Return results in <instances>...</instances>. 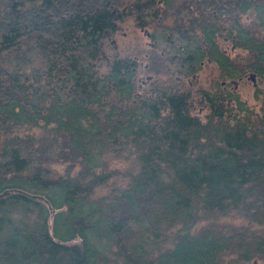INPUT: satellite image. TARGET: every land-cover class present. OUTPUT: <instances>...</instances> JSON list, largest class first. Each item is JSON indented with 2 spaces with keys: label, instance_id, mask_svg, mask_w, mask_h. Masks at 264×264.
Instances as JSON below:
<instances>
[{
  "label": "trees",
  "instance_id": "trees-1",
  "mask_svg": "<svg viewBox=\"0 0 264 264\" xmlns=\"http://www.w3.org/2000/svg\"><path fill=\"white\" fill-rule=\"evenodd\" d=\"M173 6L185 19L147 65L139 49L105 60L122 20L167 31ZM189 50L218 68L194 92L203 115L182 79ZM250 71L257 104L221 82ZM4 189L0 264H264V0H0Z\"/></svg>",
  "mask_w": 264,
  "mask_h": 264
},
{
  "label": "rangeland",
  "instance_id": "rangeland-1",
  "mask_svg": "<svg viewBox=\"0 0 264 264\" xmlns=\"http://www.w3.org/2000/svg\"><path fill=\"white\" fill-rule=\"evenodd\" d=\"M244 17H248L247 14L243 15ZM170 22V20H166V22ZM220 43L225 46L231 54L235 55H242L246 54V50L243 49L240 46H234L232 47V42L227 37H223L222 35L218 36ZM116 41V44L114 45V41ZM150 45L149 37L147 34L140 28V26L135 25L133 23V19L127 18L120 22V26L113 32L111 35H106L104 39V50H105V60L109 61L114 53H119L120 55L124 54L127 51H134L136 49H139L142 52L146 50V48ZM143 72V74H141ZM146 71H141L138 75V84L141 83L142 77H145ZM198 74L194 77L190 75L189 77H185V84L187 86L191 87H197V86H209L212 80L217 78L218 74V68L216 62L214 60H209L206 58H203V62L198 67ZM162 75H165L162 73ZM189 79L192 80V83H190ZM256 79H253L250 75L244 76L242 79H239L238 82L235 83L231 82L230 86H236V88L240 91L241 95L245 97L249 102H256V104L259 102L258 99L254 97V87L258 82V78L256 80V83L254 84V81ZM142 86L140 85L139 88ZM196 97L194 98V105L192 106L193 111L199 112L201 115L208 109L207 106H204L203 102L200 100L199 93H194ZM26 128L21 127L20 130H24ZM128 163V159L125 157H115L111 161L112 165H119L123 166ZM59 171H65L66 169H69L71 172H74L79 167V162H72L68 163L66 161L63 162H57L54 164ZM110 184H104L103 186L98 187L96 193H102L106 191L109 188ZM220 222H228V221H235L240 222L243 221L241 217L236 216H225L222 217ZM232 254H226L225 255V264H232L230 261H228V257H230ZM253 264H260L262 262V259L260 258H253L250 260Z\"/></svg>",
  "mask_w": 264,
  "mask_h": 264
},
{
  "label": "flooded vegetation",
  "instance_id": "flooded-vegetation-1",
  "mask_svg": "<svg viewBox=\"0 0 264 264\" xmlns=\"http://www.w3.org/2000/svg\"><path fill=\"white\" fill-rule=\"evenodd\" d=\"M160 1V0H159ZM159 18H162V21L165 23V24H167V25H169L171 28H169L167 31H164V30H159V29H155V28H151L150 26H148V25H146V24H143V23H140V22H138V21H135V20H133V23L135 24V25H138V26H140V28H142V30L147 34V36L149 37V41H150V45H152V46H157V42L159 41V38H160V36L162 35V34H164L165 36H167V37H169L170 39H172L171 38V36H172V32L174 31V28L176 27V24H175V22H176V20H178V21H182V20H184L185 19V17L181 14V11H180V7H175V6H173L172 8H170V9H168V13H167V15L166 16H163L161 13H160V15H159ZM171 19V21L170 22H166V20H170ZM118 26H120V24L118 25ZM118 28V27H117ZM116 28V29H117ZM115 29V30H116ZM115 30H113V31H109V32H107L106 33V35H111V34H113V32L115 31ZM113 41H114V45L116 44V41L113 39ZM235 45H234V43H232V47H234ZM165 48H167V45H163L162 46V48L160 49L161 50V52H164L165 51ZM223 48L224 49H227L225 46H223ZM228 50V49H227ZM229 51V50H228ZM230 52V51H229ZM141 54V58L142 59H140V63L142 64V65H147V61H145V56H148V51L147 50H144V52H142V53H140ZM176 54V52H173L172 53V56H174ZM182 58L183 59H186L187 61H188V63H189V66H190V69H191V71L188 73V74H186L185 76H182L183 78V81L185 82V77L187 76V77H189L190 75H192V76H196L198 73V67L201 65V63L203 62V57H201L200 59H199V61L197 62L196 61V56H195V53L193 52V51H191V50H189V51H187L185 54H183L182 55ZM204 58H206V59H209V60H211L209 57H204ZM141 71H146L145 70V68L144 67H140V73H141ZM146 74H145V77L143 78L142 77V81H141V83L139 84V86L141 85V86H143L146 82H147V80H149L151 77H153V74L152 73H150V72H148V71H146L145 72ZM252 73L253 72H246L245 74H243V76H239V77H236V78H229V79H225V78H223V79H221V82H222V85H223V87L224 88H231L233 91H236V90H238L237 88H236V86H230L229 84H227L228 82L227 81H231V82H233V83H235V85H236V82H238V80L239 79H242L244 76H246V75H250L253 79H256L257 80V78H258V76L254 73L253 75H252ZM141 74H143V72L141 73ZM219 75L217 74V77H218ZM140 77V76H139ZM256 80L254 81V84L256 83ZM189 81H190V83H192V80L191 79H189ZM214 82V79L212 80V82L210 83V85L212 84ZM209 85V86H210ZM198 87H203V86H197V87H191V86H188V88L191 90V92L193 93H191V96H190V100H191V102H192V106L194 105V98L196 97V95L194 94V92H195V90H196V88H198ZM207 87V86H206ZM199 97H200V100L203 102V104H204V106H207L208 108H209V106H210V102L205 98V95H203V93H200V95H199ZM223 98L224 99H226V100H230L231 99V96H227L226 94H223ZM224 99H219V103L221 102V103H223V100Z\"/></svg>",
  "mask_w": 264,
  "mask_h": 264
},
{
  "label": "water",
  "instance_id": "water-1",
  "mask_svg": "<svg viewBox=\"0 0 264 264\" xmlns=\"http://www.w3.org/2000/svg\"><path fill=\"white\" fill-rule=\"evenodd\" d=\"M253 74H254V72L252 73V75ZM8 191H9L8 189H4V190L0 191V194H3V193L8 192Z\"/></svg>",
  "mask_w": 264,
  "mask_h": 264
}]
</instances>
